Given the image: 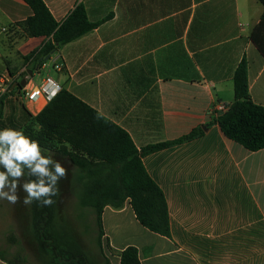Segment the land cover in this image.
<instances>
[{
	"label": "crops",
	"instance_id": "0c3cea01",
	"mask_svg": "<svg viewBox=\"0 0 264 264\" xmlns=\"http://www.w3.org/2000/svg\"><path fill=\"white\" fill-rule=\"evenodd\" d=\"M44 1L59 22L80 3L91 21L105 20L52 53L46 71L48 60L41 67L25 60L47 40L27 36L20 25L32 8L24 0H0V87L2 80L5 91L14 87L29 69L35 84L50 76L128 131L138 149L203 129L143 156L166 196L170 236L143 226L129 201L107 205L101 264L106 257L119 264L129 245L138 248L142 264H264V148L251 151L227 138L213 111L218 102H233V77L244 57L251 98L264 106V3ZM10 98L5 114L22 124V104L35 116L48 103L42 96ZM28 180L22 176L19 184ZM13 255L0 257V264H10Z\"/></svg>",
	"mask_w": 264,
	"mask_h": 264
},
{
	"label": "trees",
	"instance_id": "16d2710c",
	"mask_svg": "<svg viewBox=\"0 0 264 264\" xmlns=\"http://www.w3.org/2000/svg\"><path fill=\"white\" fill-rule=\"evenodd\" d=\"M33 14L20 25L27 36H44L42 46L25 57L39 67L43 59L62 45L82 36L99 26L104 20L93 22L85 6L80 3L63 22L56 20L44 0H24ZM264 3V0H261ZM264 17L262 19V22ZM254 39L263 50V46ZM28 75L22 72V78ZM21 78V79H22ZM18 79L0 96V129L22 130L47 149V155L57 153L67 158L75 167L74 184L71 188L80 207L79 218L84 219L91 210L97 226V244L104 254L103 212L107 205L122 208L129 201L139 222L149 230L170 236V214L166 196L161 187L148 173L143 156L190 140L203 133L202 128L173 141L161 142L138 149L132 137L121 126L105 117L78 96L61 88L37 114L22 104L24 123L15 116L5 114L10 96H22L24 88ZM234 100L227 111L216 117L224 135L251 151L264 148V106L254 102L250 95L248 61L244 57L238 64L234 77ZM34 180L35 177H28ZM59 183V182H58ZM62 189L58 184V195L50 206L31 204V231L36 240L40 264H97L89 253L74 239L66 226H58V203ZM11 240L18 242L15 235ZM0 257L6 254L0 249ZM10 264H28L25 255L16 252ZM104 264H111L106 257ZM119 264H142L139 250L127 246L120 253Z\"/></svg>",
	"mask_w": 264,
	"mask_h": 264
},
{
	"label": "rangeland",
	"instance_id": "374dc122",
	"mask_svg": "<svg viewBox=\"0 0 264 264\" xmlns=\"http://www.w3.org/2000/svg\"><path fill=\"white\" fill-rule=\"evenodd\" d=\"M47 62L46 71L52 69L51 61ZM46 71H40L36 78L43 77ZM53 161L61 163L66 169V176L58 181L62 194L58 203L57 224L59 227L65 225L74 239L89 253L91 259L101 264L102 253L97 244L95 215L90 210L84 219L79 218L78 200L75 192L69 188L71 183L74 184V166L67 158L57 153L53 156ZM20 185L18 184L16 189L18 199L15 203L0 199V248L9 256L15 252L25 255L29 264H40L38 246L31 231V204L23 203L27 194ZM12 234L18 240L17 243L11 240ZM122 237L126 238V235L123 234Z\"/></svg>",
	"mask_w": 264,
	"mask_h": 264
},
{
	"label": "clouds",
	"instance_id": "9594fccd",
	"mask_svg": "<svg viewBox=\"0 0 264 264\" xmlns=\"http://www.w3.org/2000/svg\"><path fill=\"white\" fill-rule=\"evenodd\" d=\"M47 149L22 130L0 129V199L15 203L16 189L22 176L35 177L20 187L27 194L25 205L34 201L40 206H50L58 195V181L66 176L61 163L47 155Z\"/></svg>",
	"mask_w": 264,
	"mask_h": 264
},
{
	"label": "built area",
	"instance_id": "2783aa9c",
	"mask_svg": "<svg viewBox=\"0 0 264 264\" xmlns=\"http://www.w3.org/2000/svg\"><path fill=\"white\" fill-rule=\"evenodd\" d=\"M57 69H60L62 66L61 65H55ZM2 86L0 87V96L3 94V92L7 88V83L5 80H2ZM62 86L52 77L48 76L42 84L38 85L35 84L34 82L28 81L27 85L24 87L23 90V96L27 100H35L39 96L44 97L47 101L51 100L53 96L60 91ZM230 107V104L225 103V102H218L214 106V113L216 116H219L221 113L225 112L228 110Z\"/></svg>",
	"mask_w": 264,
	"mask_h": 264
},
{
	"label": "water",
	"instance_id": "95a60500",
	"mask_svg": "<svg viewBox=\"0 0 264 264\" xmlns=\"http://www.w3.org/2000/svg\"><path fill=\"white\" fill-rule=\"evenodd\" d=\"M54 52H55V51H53L52 53H54ZM52 53H51V54H52ZM51 54L48 55V56H46V57L43 59V61H47V60L49 59V57L51 56ZM32 75H33V70L29 69V70H28V76H32ZM28 76H25V77H23V78L21 79V87H22V88H24V87L27 85Z\"/></svg>",
	"mask_w": 264,
	"mask_h": 264
}]
</instances>
